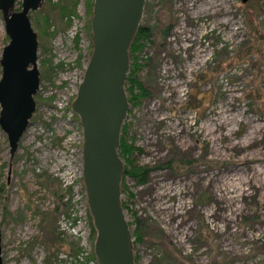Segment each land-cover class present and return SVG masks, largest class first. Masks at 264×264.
<instances>
[{
    "label": "rangeland",
    "instance_id": "obj_1",
    "mask_svg": "<svg viewBox=\"0 0 264 264\" xmlns=\"http://www.w3.org/2000/svg\"><path fill=\"white\" fill-rule=\"evenodd\" d=\"M65 1L29 11L40 85L13 154L0 127L4 264H98L71 108L92 52L94 0ZM64 6L75 13L61 20ZM140 25L152 31L137 52L151 57L137 72L150 95L129 107L126 137L141 148L136 164L181 163L154 168L145 184L124 178L135 264H264V167L249 160L264 158V0H146ZM8 42L0 12V57ZM242 42L248 61L226 65Z\"/></svg>",
    "mask_w": 264,
    "mask_h": 264
},
{
    "label": "water",
    "instance_id": "obj_2",
    "mask_svg": "<svg viewBox=\"0 0 264 264\" xmlns=\"http://www.w3.org/2000/svg\"><path fill=\"white\" fill-rule=\"evenodd\" d=\"M43 1L22 0L21 10L13 11L15 0H0L9 37L0 57V127L7 134L11 154L36 109L38 39L29 11L39 9ZM145 2L93 1L92 52L71 104L82 127V178L96 230L94 255L98 264H135L133 236L121 200L124 162L118 148L130 107L125 90L129 49ZM0 264H4L1 234Z\"/></svg>",
    "mask_w": 264,
    "mask_h": 264
},
{
    "label": "trees",
    "instance_id": "obj_3",
    "mask_svg": "<svg viewBox=\"0 0 264 264\" xmlns=\"http://www.w3.org/2000/svg\"><path fill=\"white\" fill-rule=\"evenodd\" d=\"M47 4H51V0H46ZM64 2L66 3V1L64 0ZM60 2L57 4H53V6L55 8H59ZM62 5V4H61ZM59 6V7H58ZM61 13H64L63 15H59V17L61 18V20L63 19V16H67L69 14H74V7L73 6H64L63 7V11L60 10ZM170 31V26H168L166 29L163 30L162 32V38H165L168 36ZM152 31L150 29L149 26H145V25H140L136 35L132 41V44L130 46L129 49V57H130V69L128 72V76H127V80L125 83V90L128 96V101L130 104V107L133 108L134 106L140 104V102L147 98L150 93L148 88L145 86V84L139 79L138 76V70L141 69L142 67L146 66L150 61H151V57L147 56L146 58H140L138 56V54L142 51L143 47L145 46V42H149L150 37ZM251 48L248 46L247 44H243V42L241 44H238L237 47L234 49L233 51V55L231 56V58L227 59L226 65H231L233 62H247L248 58L247 55H250L251 53ZM139 52V53H137ZM141 60V64L137 61ZM233 60H237V61H233ZM223 62H219V64L217 65L218 68H222ZM130 128V124L129 123H124L122 126V130H121V138H120V145L118 148L119 151V155L122 158L123 162H124V167H123V173H122V182H121V194L124 192H127L129 196H133V194L128 191V187L126 185V183L124 182V178L126 176H129L131 178H133L136 183L138 184H145L148 181V177L150 172L156 168V167H160V168H167L170 170H176L178 168H180V163L181 161L178 159H174L171 158L157 166H149V165H139L135 163V158H133V155L135 152L140 153L141 152V148H139L138 146H135L133 144V142L128 141L126 135L128 133V130ZM122 206L124 209H127V203L125 201H122ZM58 208L55 209V211H57ZM47 219L45 217L42 218L41 221V231H46L48 228V224H47ZM130 225V223H129ZM50 228H48L49 230ZM51 232V234L54 233L53 230H49ZM132 232V235L135 236V240L133 241V248H134V242H137L140 240V236L138 235V228L134 229ZM61 241H57L55 242L57 245L60 244ZM76 253L79 252V250L75 251ZM92 258H94V256H90Z\"/></svg>",
    "mask_w": 264,
    "mask_h": 264
},
{
    "label": "bare ground",
    "instance_id": "obj_4",
    "mask_svg": "<svg viewBox=\"0 0 264 264\" xmlns=\"http://www.w3.org/2000/svg\"><path fill=\"white\" fill-rule=\"evenodd\" d=\"M255 129V128H254ZM253 132V131H252ZM241 145V144H240ZM239 145V146H240ZM239 148V147H238ZM240 148H241V146H240ZM249 160L250 161H252V160H254V161H258V162H260V164L262 165V167H264V158L262 157V156H256V155H254V156H252V157H249ZM254 166V165H253ZM261 167V168H262ZM248 182H251V178L249 177L248 178Z\"/></svg>",
    "mask_w": 264,
    "mask_h": 264
}]
</instances>
